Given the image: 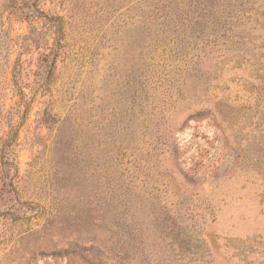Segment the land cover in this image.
<instances>
[{"label": "rangeland", "instance_id": "1", "mask_svg": "<svg viewBox=\"0 0 264 264\" xmlns=\"http://www.w3.org/2000/svg\"><path fill=\"white\" fill-rule=\"evenodd\" d=\"M0 0V264H264V0Z\"/></svg>", "mask_w": 264, "mask_h": 264}, {"label": "trees", "instance_id": "2", "mask_svg": "<svg viewBox=\"0 0 264 264\" xmlns=\"http://www.w3.org/2000/svg\"><path fill=\"white\" fill-rule=\"evenodd\" d=\"M178 1H179V0H178ZM181 4L183 5L182 7H185V6L188 7L187 2L185 3L184 0H182L181 2H179V4H176V5L174 6V8H175V9H181V8H179Z\"/></svg>", "mask_w": 264, "mask_h": 264}]
</instances>
